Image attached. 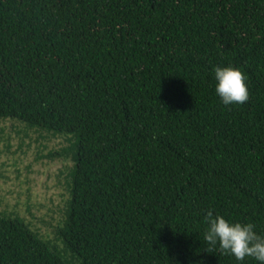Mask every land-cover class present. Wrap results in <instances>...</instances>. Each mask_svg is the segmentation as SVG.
<instances>
[{
  "label": "trees",
  "instance_id": "obj_1",
  "mask_svg": "<svg viewBox=\"0 0 264 264\" xmlns=\"http://www.w3.org/2000/svg\"><path fill=\"white\" fill-rule=\"evenodd\" d=\"M230 65L249 100L226 107ZM0 119L73 163L59 243L4 210L0 264H241L203 232L264 235V0H0Z\"/></svg>",
  "mask_w": 264,
  "mask_h": 264
},
{
  "label": "rangeland",
  "instance_id": "obj_2",
  "mask_svg": "<svg viewBox=\"0 0 264 264\" xmlns=\"http://www.w3.org/2000/svg\"><path fill=\"white\" fill-rule=\"evenodd\" d=\"M68 144L60 136L0 119V212L11 210L47 239L65 218L71 160L48 157Z\"/></svg>",
  "mask_w": 264,
  "mask_h": 264
},
{
  "label": "clouds",
  "instance_id": "obj_3",
  "mask_svg": "<svg viewBox=\"0 0 264 264\" xmlns=\"http://www.w3.org/2000/svg\"><path fill=\"white\" fill-rule=\"evenodd\" d=\"M215 93L224 106L242 105L249 100L247 77L234 66L214 67ZM203 240L208 251L217 248L241 262L246 257L264 264V235L252 223L232 222L209 211L205 217Z\"/></svg>",
  "mask_w": 264,
  "mask_h": 264
}]
</instances>
